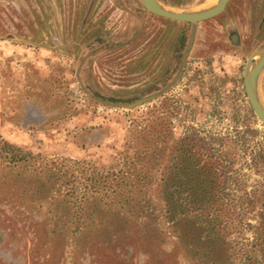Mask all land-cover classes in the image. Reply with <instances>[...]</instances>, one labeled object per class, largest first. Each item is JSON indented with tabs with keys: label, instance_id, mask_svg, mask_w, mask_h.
Returning a JSON list of instances; mask_svg holds the SVG:
<instances>
[{
	"label": "rangeland",
	"instance_id": "rangeland-1",
	"mask_svg": "<svg viewBox=\"0 0 264 264\" xmlns=\"http://www.w3.org/2000/svg\"><path fill=\"white\" fill-rule=\"evenodd\" d=\"M263 47L264 0L194 25L139 0H0V264H261L264 125L242 72ZM195 138L227 168L216 233L163 205L200 199Z\"/></svg>",
	"mask_w": 264,
	"mask_h": 264
},
{
	"label": "trees",
	"instance_id": "trees-1",
	"mask_svg": "<svg viewBox=\"0 0 264 264\" xmlns=\"http://www.w3.org/2000/svg\"><path fill=\"white\" fill-rule=\"evenodd\" d=\"M189 141H194L195 143V153L193 154L194 167L189 168L187 172L184 169V176H195V180L190 181L188 186L190 193L197 198L198 201L188 202L182 204V210L178 213L177 208L174 206L175 202L172 200H164V209L167 216H172L169 218L170 221L178 218L179 216H184L185 218H190L192 221L195 220L198 224L202 225L204 230L216 233L223 226L224 219L226 215L230 212V209L222 208L218 201V196L220 197L223 189L224 183L226 182V171L227 168L223 164V160L216 153L205 154L203 152L204 141L199 138L195 140L191 139ZM182 147L183 144H182ZM175 152H182L180 147L174 149ZM250 167L255 173L264 174V147L256 149L250 155ZM208 180V181H207ZM259 190H255L257 193ZM256 197V196H253ZM259 209V228L257 231V240L260 246L261 253V264H264V190L260 188V191L253 202ZM177 214H179L177 216Z\"/></svg>",
	"mask_w": 264,
	"mask_h": 264
},
{
	"label": "water",
	"instance_id": "water-1",
	"mask_svg": "<svg viewBox=\"0 0 264 264\" xmlns=\"http://www.w3.org/2000/svg\"><path fill=\"white\" fill-rule=\"evenodd\" d=\"M144 10L156 17L188 23L191 25L206 21L219 15L226 7L229 0H214L203 8L195 11H181L167 8L159 4L156 0H139ZM264 69V47L253 52L247 59L243 72L242 83L247 102L255 117L264 125V107L257 92V80ZM145 97L129 105H122L126 109L140 106L150 100Z\"/></svg>",
	"mask_w": 264,
	"mask_h": 264
},
{
	"label": "bare ground",
	"instance_id": "bare-ground-1",
	"mask_svg": "<svg viewBox=\"0 0 264 264\" xmlns=\"http://www.w3.org/2000/svg\"><path fill=\"white\" fill-rule=\"evenodd\" d=\"M213 1H214V0H209L208 2H213ZM208 2H207V3H208ZM207 3H204V4L207 5ZM202 5H203V4H202ZM206 5H205V6H206ZM198 7H199V6H198ZM200 7H201V6H200Z\"/></svg>",
	"mask_w": 264,
	"mask_h": 264
},
{
	"label": "flooded vegetation",
	"instance_id": "flooded-vegetation-1",
	"mask_svg": "<svg viewBox=\"0 0 264 264\" xmlns=\"http://www.w3.org/2000/svg\"><path fill=\"white\" fill-rule=\"evenodd\" d=\"M186 53V52H185ZM184 55V54H183ZM183 61L181 62V65H182Z\"/></svg>",
	"mask_w": 264,
	"mask_h": 264
}]
</instances>
